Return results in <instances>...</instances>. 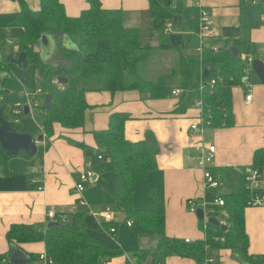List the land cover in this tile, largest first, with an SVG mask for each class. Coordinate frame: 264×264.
Listing matches in <instances>:
<instances>
[{
  "label": "crops",
  "instance_id": "obj_1",
  "mask_svg": "<svg viewBox=\"0 0 264 264\" xmlns=\"http://www.w3.org/2000/svg\"><path fill=\"white\" fill-rule=\"evenodd\" d=\"M61 1L66 13L71 16L78 15L88 7L87 0ZM25 2L31 9L39 7V0ZM100 2L106 8L121 9L124 24L141 30V46L157 47L163 35L159 26H164L167 21L171 23V27L165 35L170 44L174 48L186 45L189 32L181 27V14L174 13L169 20L155 22L148 0ZM197 2L210 12L214 36L208 41L209 45H216L222 50L232 43L242 61L252 56L253 60L264 62V23L263 13L257 6L258 0H162L169 8H174L177 4L196 7ZM19 10L20 5L16 0H0V28H5L11 15ZM11 29L6 27V32L10 33ZM55 47V41L48 38L47 44L37 48L41 57L49 60L54 55ZM15 49L17 47L13 50ZM173 54L171 51L156 50L148 65V73L156 72L169 64ZM7 56L5 54L4 58ZM243 78L250 81L252 100L245 102V89L241 83L233 85L231 94L234 124L207 128L202 134L205 142L215 145L211 168L230 166L238 169L246 166L252 163L254 151L264 148V83L253 70L249 71L247 68H244L242 80ZM3 88L5 89L4 85ZM9 92L10 89L7 88V93ZM21 94L22 92L19 96ZM84 97L88 108L85 110L82 126L66 128L54 124V133L47 139L49 145L46 149L39 151L44 146L41 143L33 156L20 151L22 153L10 157L8 173L0 171V253L9 252L10 244L5 234L12 224L21 223L43 233L47 208H54L62 213L83 212L88 233L108 245L123 249L122 254L102 264H132L129 259L133 257L134 250L154 246L155 236L152 233L142 230L135 233L126 225V213L121 207L116 204L117 209L111 211L104 199V191L99 192L97 189L95 192L90 189L96 186L95 182L82 192L88 206L92 210H100L95 211V215L87 213L86 207L78 203V196L72 192L87 160L97 170L98 177L104 171L105 162L108 161L97 158L99 148L94 131L105 129L109 115L113 112H126L130 115L124 126L125 138L130 141L145 140L155 157V169L134 185V208L148 209L153 205V196H158L164 202L166 236L190 241L204 238L196 213L189 211L186 203L191 198L199 207L204 198L201 185L203 171L197 166L194 157L195 146L200 138L190 129V124L198 121V109L188 106L183 111H177L180 103L176 97L169 95L159 99L144 98L136 89L87 91ZM0 99L4 100L3 93ZM70 140L82 142L85 147L76 146ZM261 168L264 174V165ZM34 183H42V190L34 188ZM221 190H227L223 184ZM105 206L110 208L112 215L107 221L102 215ZM217 208V215L221 218L216 217L225 223L226 218L222 213L224 209ZM105 223H114L116 231L113 236ZM244 227L248 237L247 254L252 257L264 256V206L244 208ZM19 248L27 255L45 251L43 241L21 243ZM206 256L213 258L215 264H251L229 248L208 250ZM148 260L149 257L142 264H146ZM152 263L198 264L193 258L165 254L162 251L156 253Z\"/></svg>",
  "mask_w": 264,
  "mask_h": 264
},
{
  "label": "trees",
  "instance_id": "obj_2",
  "mask_svg": "<svg viewBox=\"0 0 264 264\" xmlns=\"http://www.w3.org/2000/svg\"><path fill=\"white\" fill-rule=\"evenodd\" d=\"M16 1L19 2L20 10L11 15L6 27L20 29L19 52H25L28 65L34 63L39 69L40 76L35 81V87H40L44 96L51 97L50 104H43L42 111L37 116L46 136L44 146L39 148L40 152L48 147L47 139L54 133V124L66 128L83 125L85 110L88 108L84 97L87 91L136 89L144 98L159 99L168 97L172 88H183L189 92L181 95L177 111H183L191 106L195 97H201L207 104L202 111V121L206 127H227L234 124L231 88L241 83L245 64L239 57L234 58L226 48L219 49L218 52L208 47L199 48V40L195 35L199 26L197 7L177 4L174 8H169L162 0H148L155 22L169 20L174 13L182 15L181 27L189 33L186 45L174 48L162 31L163 24L159 26L163 34L159 45L141 46V30L126 26L122 10L106 8L100 0H87L88 7L75 16L66 13L61 0H39L37 9H31L25 0ZM257 6L263 13L264 23V1L258 0ZM6 27L0 28L2 87L6 82L5 76H1L2 70L8 68L4 46L12 36L6 32ZM43 37L55 41V58L53 55L49 60H42L37 47ZM63 37L74 44L75 48L63 47ZM156 50L171 51L174 54L169 64L159 69L154 77H149L148 65ZM216 75L223 76L224 81L210 87L207 80ZM228 76L232 77L231 81L227 80ZM58 78L67 81L58 83ZM2 93L5 95L1 91L0 96ZM7 107V102L0 99V115L8 120L4 115ZM129 118L130 115L126 112L111 113L107 127L94 131V136L99 154L104 161H108L114 173L113 197L115 203L126 213L127 220H131L130 228L135 233L142 230L155 236L154 246L133 251L136 264L144 263L148 257L146 264H153L159 251L193 258L201 264L208 250L221 248L235 250L247 263L264 264V256L252 257L247 254L248 237L244 227L246 191L241 176L242 167L210 168L227 190L223 192L221 187L207 189L204 198H223L224 205L221 208L227 213L225 231L198 219L204 238L185 242L165 235L162 198L153 196V205L148 209L134 208L132 198L135 183L155 169L156 165L154 154L145 140L130 141L125 138L124 126ZM9 122L16 130L21 131V124ZM70 142L85 147L82 142ZM10 157L0 145L2 173H8ZM251 165L259 168L264 165V148L254 151ZM41 185L42 183H34L33 187ZM217 207L214 206L208 215L216 216L219 209ZM60 213L62 212H58ZM64 214L68 216L67 221L61 222L58 218L54 226L47 227L44 224L43 233L21 223L12 224L6 231V239L10 245L18 247L21 243L43 241L45 253L53 259V264H102L123 253L120 246L108 245L88 233L83 212ZM105 226L108 228L115 225L105 223ZM6 255L0 253V264H9ZM37 256L38 254H28V261Z\"/></svg>",
  "mask_w": 264,
  "mask_h": 264
},
{
  "label": "built area",
  "instance_id": "obj_3",
  "mask_svg": "<svg viewBox=\"0 0 264 264\" xmlns=\"http://www.w3.org/2000/svg\"><path fill=\"white\" fill-rule=\"evenodd\" d=\"M196 7L198 9V15H199V26L198 30L195 32V35L197 39L199 40V48H210L214 52H218L219 48L216 45H209L208 41L214 36V30L211 27V16L210 12L207 8L201 6L199 2L196 3ZM171 23L169 21L165 22L163 26V33L166 34L170 31ZM253 61L252 56H248L243 59V62L245 64V68L250 71L251 69V63ZM227 80L231 81L232 77L228 76ZM224 81L223 76L216 75L214 77H211L207 80V83L210 87L215 85L216 83H222ZM241 85L245 89V102L249 103L252 98L253 94L251 91V84L250 81L247 80V78H243L241 81ZM189 91L187 89L183 88H172L170 91V96L176 97L179 102L181 101L180 97L182 94H187ZM45 96L41 91L40 87H35L34 89H28L23 88L21 96L15 100L14 102H11L9 106L10 111V119L9 121H12L16 124L20 123V118L23 116H26L29 120H32L38 129L39 134H42L43 140L37 141L38 144H45L46 136L45 133L42 131V127L40 123L37 120V117H35L33 111L34 109L38 110L39 112L42 111V105L44 104ZM191 106L198 109L199 115H198V121H194L190 124L191 131L199 136V142L195 146V160L197 163V166L200 167L203 171V178H202V189L205 191L207 189H219L222 186V182L216 176L214 173L211 172V164L214 158L215 154V145L211 144L209 142H205L202 139V134L204 130L208 127L203 124V118H202V111L205 106H207L206 102L201 97H195L191 103ZM27 108V112H24V109ZM37 136V135H34ZM97 158L100 160H105L101 154L98 153ZM241 176L243 177L244 181V189L246 191V201L245 206L246 207H260L264 206V174L262 172V168L256 167L254 165L248 164L246 166H243L241 169ZM98 178V172L92 167L91 161L87 160L84 164L83 169L80 171L79 174V181L74 184L72 188V192L78 196V203L82 206L86 207L87 213L91 215L97 214L95 211H93L89 206L87 201L82 196V192L84 190V183H91L93 184L96 182ZM43 184L41 186H38V190H42ZM187 207L188 210L191 212H196L197 208H202L203 215H204V221L206 222L207 217L209 216L208 213L213 211L214 206L221 207L224 205V200L220 196L213 197L212 200H207L203 198L202 203L200 207H197L195 204L194 199H188L187 200ZM223 215L227 216L226 211L224 210ZM102 215L104 217V220H110L112 218L110 208L108 206L104 207V210L102 212ZM59 218L61 222H65L68 220V216L64 213L58 214V212L54 208H47L45 212V220L44 224H47L50 221H56ZM221 221V220H220ZM223 222V221H221ZM127 226H130L131 221L127 220L125 221ZM108 232L111 234V236L114 235L116 229L115 226H110L107 228ZM190 241L189 239H185V242ZM129 262L132 264H136V256H133L129 259ZM26 264H53V259L46 255L45 251L38 254L37 258L28 261ZM201 264H215L214 259L211 257H205V259L202 261Z\"/></svg>",
  "mask_w": 264,
  "mask_h": 264
},
{
  "label": "water",
  "instance_id": "obj_4",
  "mask_svg": "<svg viewBox=\"0 0 264 264\" xmlns=\"http://www.w3.org/2000/svg\"><path fill=\"white\" fill-rule=\"evenodd\" d=\"M45 44H47V39L43 37L40 41V45L43 46ZM61 45L67 49L75 48L74 45L65 37L62 38ZM226 49L231 52V55L234 58L239 57V52L232 43L226 46ZM6 58L8 62L16 64L20 69H26L28 66L24 51L19 52L15 57L7 56ZM42 60H46V58H42ZM251 70H253L259 80L264 83V62L259 59H254L251 63ZM57 81L58 83H65L67 80L64 78H58ZM1 91H4V93L7 94V90L2 86H0V92ZM50 102L51 97L45 96L44 104L48 106ZM24 112H27V108L24 109ZM42 140V134L34 136L33 133L30 132L18 131L10 124L9 120L4 119L0 115V145L3 147L8 156L17 155L20 151H23L28 156H33L38 151L37 141L41 142ZM195 213L198 219H204L202 208H197ZM206 222L218 226L222 231L227 229L226 223L221 222L216 216H208ZM56 224V221H50L47 223V227H51ZM6 258L9 264H26L29 259L28 255L16 245H10Z\"/></svg>",
  "mask_w": 264,
  "mask_h": 264
},
{
  "label": "rangeland",
  "instance_id": "obj_5",
  "mask_svg": "<svg viewBox=\"0 0 264 264\" xmlns=\"http://www.w3.org/2000/svg\"><path fill=\"white\" fill-rule=\"evenodd\" d=\"M20 33L19 28L12 27L10 34L12 35L10 38V41L5 44V51H9L6 53V56L14 57V55L19 53V42H18V34ZM62 40V39H61ZM40 45V41L38 42V46ZM15 47L17 49L13 50ZM55 58V55H54ZM159 70H156V72L152 71L148 76L154 77ZM5 76L6 82H5V89H10V92L4 95V100L7 102V109L4 111V115H6L10 119V111L9 106L10 102H14L19 98V94L22 92L23 87L26 88H35V81L40 76L39 69L34 63H29L28 67L26 69H20L16 64L8 62V68L2 70V75ZM35 117L38 116V110L34 109L33 111ZM21 123V130L25 132L34 133L35 135H39L38 129H36V126L32 120H29L26 116H23L19 119ZM212 128V127H208ZM207 129V128H206ZM22 153V152H20ZM100 177V178H99ZM97 181L95 182L96 186L93 188H90L96 192L98 189L99 192L104 191V199L107 204L110 205L111 211L116 210V203L113 199V193H114V173L112 171V168L108 162H105L104 171L101 173V176L99 175ZM91 183H84V189H87L91 186ZM99 202V200H97ZM197 206V204H195ZM199 205V203H198ZM200 207V206H199ZM94 211H100L95 210ZM219 218L220 215H216Z\"/></svg>",
  "mask_w": 264,
  "mask_h": 264
}]
</instances>
